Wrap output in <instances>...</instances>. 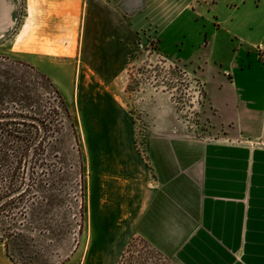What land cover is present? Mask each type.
Masks as SVG:
<instances>
[{
	"label": "crops",
	"instance_id": "obj_1",
	"mask_svg": "<svg viewBox=\"0 0 264 264\" xmlns=\"http://www.w3.org/2000/svg\"><path fill=\"white\" fill-rule=\"evenodd\" d=\"M248 1L256 11L247 21L239 14ZM263 9L264 0H0V53L19 52L71 102L90 100L93 87L104 122H114L106 111L118 105L106 84L135 57L140 34L186 63L206 90L215 139L170 147L157 134L146 138L145 160L123 149L92 154L91 209L121 246L141 237L175 264H264V107L254 127L250 87L238 95L230 62L218 55L228 45L232 57L244 52L239 70L251 54L264 66ZM243 29L262 37L246 41ZM211 66L231 74L229 98L209 91L201 75Z\"/></svg>",
	"mask_w": 264,
	"mask_h": 264
},
{
	"label": "rangeland",
	"instance_id": "obj_2",
	"mask_svg": "<svg viewBox=\"0 0 264 264\" xmlns=\"http://www.w3.org/2000/svg\"><path fill=\"white\" fill-rule=\"evenodd\" d=\"M252 5L251 1H248L240 11V16L242 12L245 14L244 20L247 18L248 21L249 17L254 15L252 12L256 10ZM261 13L264 17V9ZM240 34L250 42H256L262 37L259 29H243ZM219 53L222 60L230 62L228 66L235 82L233 87L234 90L237 89L238 95H242L246 86L250 87L249 93L253 95L250 108H254V127L259 128L264 107V66L251 54L249 69L239 70L244 66L239 65L243 59L242 50L232 57L231 50L226 45L220 46ZM258 55L259 60L264 62V51L259 50ZM29 66L21 60L19 52L0 53V85L7 80L11 83L19 80L21 90L45 95V90L40 87L43 86L52 92L48 82L40 78ZM192 71L186 63L166 58L151 35L140 34L135 57L127 63L121 75L112 77V85L106 84V87L111 88L110 94L115 95L118 101V105L110 103L106 111L108 116L110 115L107 121L112 119L113 123L104 122L105 108L96 98L98 92H94L93 87L89 91L90 100L83 103L71 102L68 95L64 98L51 80L38 71L59 91L74 121L73 126L69 121L64 122L57 142L56 167L52 169L51 178L58 183L57 189L60 193L57 194L62 203L51 210V217L60 220L63 216L67 225L63 237L41 251L49 264H57L58 261L60 264H117L129 242L134 238H141H131L121 246L120 234L116 237L113 230L103 234L98 220V208L91 209V175L94 167H91V158L95 151L123 149L127 153L138 152L145 160L147 137L154 139L157 134H164V138L169 137L167 140L170 147H176L184 140L188 143L217 137L219 130L212 123V111L208 105L206 90L200 78ZM226 75L227 77H223V72L217 71L214 66L201 75L206 80L209 91L215 92L217 101L223 100V97L229 98L234 93L227 82L232 76L228 73ZM109 130L117 131L120 135L117 134L115 140L104 138ZM156 141L155 139L154 142ZM120 174L121 172L114 181L120 179ZM115 197L118 201L119 196ZM83 203L85 210L82 220L80 210L82 211ZM80 225L82 228L79 230ZM30 235L32 236L25 232V236ZM11 243L10 241V251L14 257L17 258L21 254L28 257L33 255L30 249H22L19 253ZM146 247L139 239L134 240L131 252L123 264H175L172 259L164 255L159 256ZM0 264H13L5 253L1 227Z\"/></svg>",
	"mask_w": 264,
	"mask_h": 264
},
{
	"label": "trees",
	"instance_id": "obj_3",
	"mask_svg": "<svg viewBox=\"0 0 264 264\" xmlns=\"http://www.w3.org/2000/svg\"><path fill=\"white\" fill-rule=\"evenodd\" d=\"M29 67L48 82L52 92L43 86L45 95L21 90L19 80L0 85V227L6 256L13 264H49L41 251L63 237L67 225L65 217H51V210L62 203L58 183L51 178L52 169L56 167L57 142L64 122L73 126L74 121L59 91L47 77ZM81 209L83 220L84 203ZM25 232L32 236H25ZM136 239L153 253L163 255L143 238H134L117 264H123ZM10 241L19 253L30 249L33 255L14 257Z\"/></svg>",
	"mask_w": 264,
	"mask_h": 264
}]
</instances>
